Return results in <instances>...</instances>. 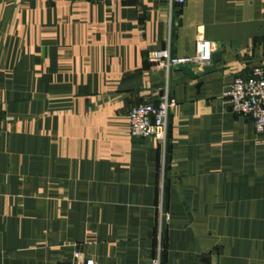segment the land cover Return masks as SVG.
Listing matches in <instances>:
<instances>
[{"label": "crops", "instance_id": "obj_1", "mask_svg": "<svg viewBox=\"0 0 264 264\" xmlns=\"http://www.w3.org/2000/svg\"><path fill=\"white\" fill-rule=\"evenodd\" d=\"M198 37L210 73L147 56ZM261 65L264 0H0V264H147L160 223V264H264V134L223 96Z\"/></svg>", "mask_w": 264, "mask_h": 264}, {"label": "built area", "instance_id": "obj_2", "mask_svg": "<svg viewBox=\"0 0 264 264\" xmlns=\"http://www.w3.org/2000/svg\"><path fill=\"white\" fill-rule=\"evenodd\" d=\"M166 2L176 5L184 4V0H166ZM214 49L215 46L210 41L198 37L191 55L174 56L167 48H161L148 52L147 56L156 65L165 69L188 66L200 70L210 63V55ZM223 96L227 99L233 113L250 118L255 133L264 134V65L254 67L247 75H234L226 84ZM170 105L167 92L163 90L155 103L141 102L132 106L127 112L129 136L151 137L162 144L166 136V121ZM161 217L165 222L168 220L166 213H161ZM160 224L156 232V252L147 264H160ZM70 264H96V261L91 257L81 258L80 252L75 251Z\"/></svg>", "mask_w": 264, "mask_h": 264}, {"label": "water", "instance_id": "obj_3", "mask_svg": "<svg viewBox=\"0 0 264 264\" xmlns=\"http://www.w3.org/2000/svg\"><path fill=\"white\" fill-rule=\"evenodd\" d=\"M219 58H220V51L219 50L213 51L210 55V63L201 68L202 73L207 74L214 71L215 65L219 61ZM179 68H181L182 70L190 71L189 67L187 66H180Z\"/></svg>", "mask_w": 264, "mask_h": 264}]
</instances>
